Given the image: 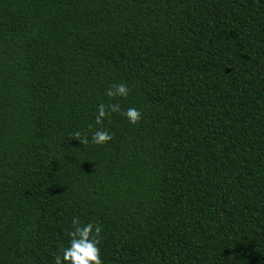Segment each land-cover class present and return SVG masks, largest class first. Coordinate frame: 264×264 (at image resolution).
Masks as SVG:
<instances>
[{
	"label": "trees",
	"instance_id": "16d2710c",
	"mask_svg": "<svg viewBox=\"0 0 264 264\" xmlns=\"http://www.w3.org/2000/svg\"><path fill=\"white\" fill-rule=\"evenodd\" d=\"M77 217L103 264H264V0H0V264Z\"/></svg>",
	"mask_w": 264,
	"mask_h": 264
},
{
	"label": "clouds",
	"instance_id": "9594fccd",
	"mask_svg": "<svg viewBox=\"0 0 264 264\" xmlns=\"http://www.w3.org/2000/svg\"><path fill=\"white\" fill-rule=\"evenodd\" d=\"M130 89L124 84H114L106 91V96L110 99L118 97L126 98ZM120 112L133 125L138 124L142 119V113L132 107L121 112L118 103L98 105L96 124L103 125L104 120L108 119L112 113ZM91 127V126H89ZM71 138L80 141L87 146L90 141L87 136H82L80 132L71 134ZM113 139L112 135L101 128L93 133L91 143L95 145H105ZM74 229L68 233L70 237L69 246L62 249V253L54 257L55 264H103L101 259V249L99 247L102 240V228L98 224H81L80 219L74 218L72 221Z\"/></svg>",
	"mask_w": 264,
	"mask_h": 264
}]
</instances>
